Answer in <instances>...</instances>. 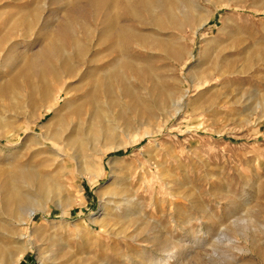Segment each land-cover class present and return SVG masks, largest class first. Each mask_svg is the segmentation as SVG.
<instances>
[{
  "label": "rangeland",
  "instance_id": "obj_1",
  "mask_svg": "<svg viewBox=\"0 0 264 264\" xmlns=\"http://www.w3.org/2000/svg\"><path fill=\"white\" fill-rule=\"evenodd\" d=\"M165 247L264 264V0H0V264Z\"/></svg>",
  "mask_w": 264,
  "mask_h": 264
},
{
  "label": "bare ground",
  "instance_id": "obj_2",
  "mask_svg": "<svg viewBox=\"0 0 264 264\" xmlns=\"http://www.w3.org/2000/svg\"><path fill=\"white\" fill-rule=\"evenodd\" d=\"M60 90V89H59ZM58 91V90H57ZM61 91V90H60ZM62 92H64L63 90H62ZM58 93H60V92H58ZM67 93H68V91H67ZM57 94V93H56ZM55 95V94H54ZM66 96V95H65ZM60 97V94H57V95H55V96H53V99L49 102V105L45 108V112H47L49 109H52V108H54V106L56 105V102H57V99ZM170 97V96H169ZM181 97V96H180ZM65 100V99H64ZM180 100H181V98H177V100H175V102H174V105L176 106L175 107V112H177L178 111V109L180 108V106H181V104H180ZM50 107V108H49ZM56 134H54L53 133V135H51V136H49L48 135V133H47V135H45L46 137H45V140H48V142H47V144H46V146L49 148V149H51L53 152H55V154L56 155H59L60 154V151H57V144H58V142L60 141V140H62L61 139V137H60V135H58L57 134V132H55ZM43 134V133H42ZM63 135V134H62ZM96 137V136H95ZM98 138V137H97ZM96 140V139H95ZM64 146H66V143H64L63 144ZM63 146V149L65 148ZM69 146V145H68ZM113 149H120V147L119 146H115V147H112ZM99 154H100V156H98V160L96 161V162H98L99 163V166H100V164H101V162H102V155H104V153L102 152V151H100L99 152ZM85 156H87V155H85V153H82L81 155H80V158L83 160V159H85ZM59 157H60V155H59ZM85 161H87V159L85 160ZM88 162V161H87ZM86 162V163H87ZM83 163V162H82ZM98 163H97V165H98ZM84 164V163H83ZM82 164V165H83ZM88 164V163H87ZM87 164H85V165H87ZM91 165V164H90ZM95 167L97 168L98 166H96V164H95ZM79 168V167H78ZM77 168V169H78ZM79 170V169H78ZM82 170V172L83 171H86L87 172V175L88 176H90V175H92L93 173H92V171H94L93 169H92V167H90V166H83L82 167V169L80 168V170L79 171H81ZM96 171V170H95ZM97 174H98V172H96ZM95 175V177L96 178H98V175ZM28 177V176H27ZM164 182V181H163ZM45 195H48L49 193H50V190L49 189H46L45 190ZM49 197V196H48ZM19 198H24V201L23 202H25L21 207L20 206H17V211L19 212V214L20 215H25V217L26 218H29V217H31L32 215H33V213H34V211H35V205H34V203H36V201L35 200H33L32 199V197L30 196V195H28V194H22V193H18L17 194V198H16V200H18L19 201ZM126 198V197H125ZM124 199V198H123ZM126 200V199H125ZM129 200V199H128ZM117 202V201H116ZM16 203H17V201H16ZM17 205H18V203H17ZM20 221V220H19ZM19 239V238H18ZM170 249L171 248H168V247H165V249H164V257H165V259H163V260H161V259H159V260H156V259H152L151 260V264H161L162 263V261L164 262L165 261V263H166V261H170L169 259L170 258H172L173 257V252L171 251V252H169L170 251ZM163 252V251H162ZM11 257V256H10ZM164 257H162V258H164ZM1 259V258H0ZM3 259V258H2Z\"/></svg>",
  "mask_w": 264,
  "mask_h": 264
}]
</instances>
